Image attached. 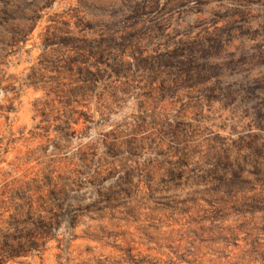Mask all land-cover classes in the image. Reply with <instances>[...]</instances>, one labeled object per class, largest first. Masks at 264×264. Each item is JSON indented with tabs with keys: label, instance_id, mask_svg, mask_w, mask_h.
Returning a JSON list of instances; mask_svg holds the SVG:
<instances>
[{
	"label": "rangeland",
	"instance_id": "374dc122",
	"mask_svg": "<svg viewBox=\"0 0 264 264\" xmlns=\"http://www.w3.org/2000/svg\"><path fill=\"white\" fill-rule=\"evenodd\" d=\"M0 264H264V0H0Z\"/></svg>",
	"mask_w": 264,
	"mask_h": 264
}]
</instances>
